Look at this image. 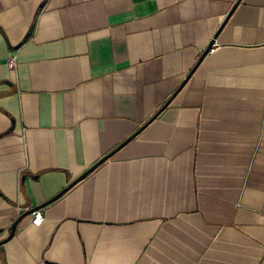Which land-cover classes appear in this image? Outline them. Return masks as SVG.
<instances>
[{
    "label": "crops",
    "instance_id": "crops-1",
    "mask_svg": "<svg viewBox=\"0 0 264 264\" xmlns=\"http://www.w3.org/2000/svg\"><path fill=\"white\" fill-rule=\"evenodd\" d=\"M0 264H264V0H0Z\"/></svg>",
    "mask_w": 264,
    "mask_h": 264
},
{
    "label": "built area",
    "instance_id": "built-area-1",
    "mask_svg": "<svg viewBox=\"0 0 264 264\" xmlns=\"http://www.w3.org/2000/svg\"><path fill=\"white\" fill-rule=\"evenodd\" d=\"M6 63H7V67L10 70L14 71L16 69V67H17L16 55L15 54H10L7 57V59H6ZM31 214H32L31 223L33 225L38 226L43 220L41 210L40 209H33L31 211Z\"/></svg>",
    "mask_w": 264,
    "mask_h": 264
},
{
    "label": "water",
    "instance_id": "water-1",
    "mask_svg": "<svg viewBox=\"0 0 264 264\" xmlns=\"http://www.w3.org/2000/svg\"><path fill=\"white\" fill-rule=\"evenodd\" d=\"M88 172H89V171L85 172V173H84L83 175H81L77 180L83 178ZM14 228H15V224H13L12 229H11V232H13Z\"/></svg>",
    "mask_w": 264,
    "mask_h": 264
}]
</instances>
